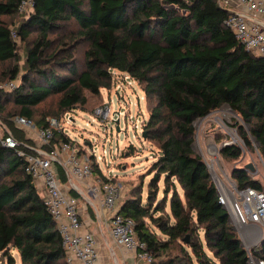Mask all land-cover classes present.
Returning a JSON list of instances; mask_svg holds the SVG:
<instances>
[{"label":"trees","instance_id":"obj_1","mask_svg":"<svg viewBox=\"0 0 264 264\" xmlns=\"http://www.w3.org/2000/svg\"><path fill=\"white\" fill-rule=\"evenodd\" d=\"M21 1L0 0V63L15 62L0 83L20 80L16 89L0 92V124L20 143H0V264H19L18 257L20 264H70L57 222L20 155L34 153L35 145L12 118L35 120L51 97H57L52 115L70 114L87 105L86 92H110L114 71L142 86L152 104L142 128L158 148L148 173L153 176L146 197L142 182L119 209L134 221L151 264H249L207 164L193 149L195 121L227 105L241 120L236 128L245 146L252 149L255 141L264 161V57L236 39L220 0H34L16 32L23 42L38 33L27 45L23 70L18 41L4 19L22 15ZM70 23L76 28L67 32ZM63 29L64 41V35L51 38ZM53 134L52 145L69 140ZM221 154L237 161L242 150L225 145ZM238 168L231 176L239 190L264 189ZM58 170L66 182L65 170ZM93 170L109 180L98 164ZM253 252L264 260V240Z\"/></svg>","mask_w":264,"mask_h":264},{"label":"built area","instance_id":"obj_2","mask_svg":"<svg viewBox=\"0 0 264 264\" xmlns=\"http://www.w3.org/2000/svg\"><path fill=\"white\" fill-rule=\"evenodd\" d=\"M236 2L245 7L247 11H229V16L225 21L226 26L246 50L254 55L264 57V22L257 19L259 15L264 14V0H236ZM33 10L34 0L21 1L20 14L26 17ZM12 34L14 39L18 40L17 33L13 31ZM113 75L115 79H119L120 74L117 71H114ZM125 79L130 80L128 77ZM17 85V80L0 83V92L14 90ZM121 87V82L118 81L116 91L124 96L125 93ZM94 114L102 123H119L124 115L121 111L112 113L109 103H104L96 108ZM128 118L137 129L139 127L138 119L134 121L131 116ZM12 121L25 132L33 133L35 131L38 136V145L32 147L35 150L34 153L26 154L20 151V155L25 157V169L34 178L38 190L45 191V195L42 197L57 222L67 261L70 264H74L75 260L80 264H99L95 237L90 231L83 229L81 202L85 195H89L91 199L86 201L87 205L94 206L93 200L100 199L114 241L134 252L147 264H151L153 256L147 251L145 243L139 240L134 230V221L119 213L122 183L117 177L105 172L109 178L106 182L95 176L93 164L96 163L100 166L101 157L81 154L77 151L69 135L68 141L63 140L52 145L54 134L50 127L37 129L32 120L22 116L13 117ZM66 122L71 123L72 118L67 117ZM58 123L53 119L51 126L58 125ZM0 143L9 148H17L20 145L11 134H5L2 124H0ZM104 153L106 152L104 151ZM58 167L65 170L68 177L66 182L62 180ZM231 188H233L231 190L233 199H229L222 191L218 190L220 204L228 211L230 220H233L235 226H258L261 229L262 242L264 240V189L248 187L239 190L237 186ZM72 190L78 196L73 195ZM250 256L252 257V255ZM250 256L249 264H264V260H257L255 257L256 260H252Z\"/></svg>","mask_w":264,"mask_h":264},{"label":"rangeland","instance_id":"obj_3","mask_svg":"<svg viewBox=\"0 0 264 264\" xmlns=\"http://www.w3.org/2000/svg\"><path fill=\"white\" fill-rule=\"evenodd\" d=\"M24 16L15 15L13 17L3 18L11 25V29L17 32L23 18H25ZM66 27L67 32L76 28L74 23H70ZM37 34V32L32 31L27 42H23L21 38H17L19 46L18 65L21 70H23L25 62L27 45H30L37 37ZM61 35H64L59 40L62 42L66 39L64 29L51 35V38L56 39ZM56 47L57 45L54 46V49ZM83 50L84 48L81 47L78 53L81 60ZM14 64L15 62L0 63V79L4 78V73ZM118 78L117 82H121V90H124V96L117 93L116 85H114L110 92L102 89L99 96H93L89 92H86V96L88 97L86 106H78L68 116L62 114L59 118L52 115L57 110V97H51L48 102L37 108L38 117L33 120V123L37 129H41V125L37 124V122L43 120L49 123L48 127L52 131L56 130L67 136L69 135L77 151L81 154L87 156L95 155L97 158L101 157L99 164L103 172L117 177L122 183L120 200L124 203L131 196L132 189L139 186L142 182L144 189L143 195L146 197L147 186L150 178L153 176V173L150 175L148 173L151 165L155 161L154 159L158 155V148L155 141L148 137V134L147 137L142 136V122L149 117V109L152 105L145 99L144 92L141 89L142 86L138 85L135 81L126 80L121 74ZM17 83L20 84L19 79H17ZM104 103L111 104L112 113H118L119 111L124 113L119 123H102L95 116L94 112L96 108L102 106ZM40 114L46 116L42 117ZM129 116L134 121L138 119L139 127L137 129L129 121ZM67 117L72 118L71 123L66 122ZM53 119L59 122L58 125L51 126ZM239 122L241 123V120L237 114L229 106L224 105L208 116L197 119L194 123L195 135L193 149L207 164L217 189H221L225 185L232 190L233 188L231 187L237 186V183L231 176V172L237 167H245L248 164H251L255 170L254 172L247 171L264 187V161L259 153L258 145L253 141L252 149H248L245 146L237 132L236 124ZM34 132L27 131L25 133L28 138L32 139L34 145H38V136ZM232 144L242 150L240 160L232 161L222 156L221 149L225 145ZM130 145L134 146L131 154L127 151ZM39 193L43 196L45 195L44 190H39ZM231 223L234 225L233 220ZM233 227L238 233L249 256L252 255V257L250 256L251 259L254 260L257 258V260H261L253 252L261 244V229L258 226L255 227L256 229L254 227ZM252 233L256 237L249 240L247 235ZM18 262L20 264L19 257Z\"/></svg>","mask_w":264,"mask_h":264},{"label":"crops","instance_id":"obj_4","mask_svg":"<svg viewBox=\"0 0 264 264\" xmlns=\"http://www.w3.org/2000/svg\"><path fill=\"white\" fill-rule=\"evenodd\" d=\"M222 5L228 11H241L246 12L247 9L243 6L238 5L236 0H220ZM260 21L264 22V14L257 17ZM256 20V19H255ZM254 21V20H253ZM264 188V187H263ZM222 191L229 199H233L234 196L231 190L225 185L222 186ZM91 199L89 195H85L81 202L82 206V220H83V229L85 231H90L95 237V245L98 252V263L99 264H147L146 261L137 257V255L127 250L126 248L118 245L110 234V228L106 222L104 211L102 209L100 199H95L94 206L86 204V201ZM122 201H119V205L122 206ZM94 212V215H91L90 211ZM230 224L231 223L230 220ZM235 226V225H233ZM237 227V226H235ZM255 227L257 226H247ZM240 228V227H239ZM251 235V236H250ZM249 240L255 238V234L247 235ZM74 264H80L77 260L74 261Z\"/></svg>","mask_w":264,"mask_h":264},{"label":"water","instance_id":"obj_5","mask_svg":"<svg viewBox=\"0 0 264 264\" xmlns=\"http://www.w3.org/2000/svg\"><path fill=\"white\" fill-rule=\"evenodd\" d=\"M118 123V122H117ZM142 136L143 137H147V132L144 130L143 133H142ZM238 169H245V170H249L251 172H254V167L251 165V164H248L246 165L245 167H242V168H238Z\"/></svg>","mask_w":264,"mask_h":264}]
</instances>
